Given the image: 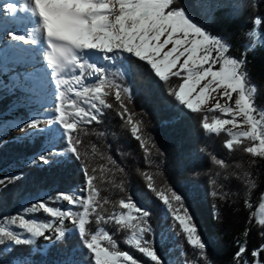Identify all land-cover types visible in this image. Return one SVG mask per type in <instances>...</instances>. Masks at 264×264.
I'll use <instances>...</instances> for the list:
<instances>
[{"label": "trees", "instance_id": "16d2710c", "mask_svg": "<svg viewBox=\"0 0 264 264\" xmlns=\"http://www.w3.org/2000/svg\"><path fill=\"white\" fill-rule=\"evenodd\" d=\"M174 3L203 23L211 34L223 37L230 45L229 55L237 59L246 57L250 82L257 88L255 103L264 110V0H174ZM202 4L209 5L210 11L205 13ZM256 27L263 43L248 49L253 45ZM90 60L100 64L95 55ZM103 66L110 81L130 90L132 99L126 100V105L133 119L141 122L140 134L146 147L140 146L131 135L130 126L121 119L115 90L107 97L112 107L104 109L102 123L85 126L76 134L82 141L78 145L79 160L64 152L50 156L62 160L59 163L32 165V159L49 149L66 147L62 136L49 143L48 132L37 133L31 140L2 142L0 172L11 167L17 179L0 189V227H7L8 221L17 217L25 201L46 193L55 197L58 192L73 191L83 185L82 169L86 167L95 177L100 194L97 211L101 215H116L123 211L119 208L120 201L129 199L149 211L155 236L150 233L148 239L154 241L162 264H235L238 240L246 246L249 264H258L264 259V250L257 257L252 252L264 246L261 235L264 228L258 224L264 197V158L244 151L251 146L248 140L229 150L225 146L229 139L225 131L219 136L204 132L203 113L193 114L179 106L169 94L168 85L160 82L149 66L135 58ZM4 71H0V114L23 98L31 102L20 87L5 85ZM171 83L175 85L176 78H171ZM208 115L211 118L213 114ZM216 115H220L218 111ZM149 175L158 190L167 194L171 188L182 196L206 245L204 254H198L199 250L187 243L186 236L173 228L171 218H166V206L147 188ZM105 200L108 202L104 203ZM47 203L54 208L61 206L55 199ZM40 217L43 219V214ZM95 219L93 215L86 226L90 231L104 228L113 234L122 250L131 252L143 264H153L124 243L127 231L111 222L96 224ZM64 231L63 240L54 239L42 250L31 244L9 248L7 242L0 241V264H90L78 232L74 227Z\"/></svg>", "mask_w": 264, "mask_h": 264}, {"label": "snow or ice", "instance_id": "6c2138e0", "mask_svg": "<svg viewBox=\"0 0 264 264\" xmlns=\"http://www.w3.org/2000/svg\"><path fill=\"white\" fill-rule=\"evenodd\" d=\"M29 3L27 11L35 18V24H29L23 15L17 17L19 9L11 2L6 5L5 15L17 19L18 26L27 25L28 32L26 36L9 31L8 38L24 45L43 46L42 55L55 78L57 94L53 107L56 115L47 121V140L51 143L62 136L66 147L55 152L49 149L41 155L38 160L43 165L59 163L62 160L50 159V156L63 155L64 152L71 153L77 160L81 158L78 145L82 141L76 134L85 126L102 123L104 109L112 107L107 97L113 90L121 119L130 126L131 135L140 142V146L146 147L140 134L141 122L133 119L126 105V100L132 99L130 90L110 81L103 66L126 63L133 58L149 66L154 76L168 85L169 94L179 106L193 114L203 113L204 132L219 136L226 131L229 139L225 146L229 150L248 140L251 146L244 151L253 157L264 158V110L255 103L257 88L250 82L246 57L237 59L229 55L230 45L226 40L211 34L203 23L195 20L183 7L176 6L174 0H29ZM201 7L205 13L210 11L207 4ZM90 55L97 56L100 64L90 60ZM171 78H176L175 85L171 83ZM217 111L220 115H216ZM209 113L213 114L211 118ZM39 123V120L32 119L25 126L36 130L32 134L36 135L44 131L39 128ZM53 124L58 127L53 128ZM229 125L231 128L225 129ZM241 126H245L244 130H232ZM218 162L223 164V161ZM30 163L36 165L37 159ZM82 171L85 178L83 185L48 197L49 200L65 201L81 211L57 209L42 199L31 210L42 209L53 219L39 223L21 216L19 227L30 238H21L15 232L0 227V241L6 239L14 245H30L33 242L31 238L44 237L50 229L57 233L55 240L61 241L65 238V231L55 227V223L58 221L62 225L70 220L83 248L87 250L86 259L90 264H143L131 252L122 250L113 234L104 228L97 232L86 227L95 215L96 224L114 223L120 230L129 233L124 240L126 245L153 264H162L153 246L154 241L148 239L150 233L155 236L149 211L129 199L119 203L121 210H128L126 213L121 211L118 216L107 217L101 215L97 211L100 194L94 184L95 177L86 167ZM16 179L5 177L0 184L6 186L8 181ZM146 179L147 188L166 206L173 228H178V234L186 236L187 243L198 249V254H204L206 245L182 196L171 188L167 194L158 190L151 175ZM12 222L15 223V220ZM258 224L264 228V218ZM237 244L239 250L234 257L235 264H249L245 258L246 246L239 240ZM261 250L264 246L254 250L252 256H259ZM258 264H264V259Z\"/></svg>", "mask_w": 264, "mask_h": 264}, {"label": "rangeland", "instance_id": "374dc122", "mask_svg": "<svg viewBox=\"0 0 264 264\" xmlns=\"http://www.w3.org/2000/svg\"><path fill=\"white\" fill-rule=\"evenodd\" d=\"M10 2L17 5L19 9L17 17L21 15L27 17L29 24H35L36 22L35 18L27 11L30 7L29 0H0V66L3 67L5 70L4 72H7V74H4L3 76L5 85L16 86L19 84L21 88L20 92L22 94L29 95L28 97L31 102H27L23 98L4 113L0 114V144L4 141L12 139L20 141L33 139L37 135H32L36 132V130L25 126L32 119L40 121L39 128L44 129V131L40 134H46L48 129L47 121L52 120L56 115L53 107L54 97L57 94L55 89V78L51 75V69L47 66L46 60L42 55L44 47L39 45L37 47L24 45L22 42L11 41L7 36L9 31L20 32L26 36L28 35L27 25L18 26L17 19H14L10 15H5L6 5ZM252 38L253 45L249 46L248 49H255L262 45L263 41L258 27H256L252 33ZM40 44L43 45V40H41ZM8 52L11 54H7ZM17 77L19 79H16ZM233 98H235V94H233ZM221 102L223 103L224 101ZM19 109L24 110L27 114L20 112ZM57 127L58 125L53 124V128ZM244 127L245 126L232 128V130L234 132L241 131L244 130ZM228 128H231V126H225V129ZM39 157L34 158L37 159V164H41L38 160ZM10 176L17 177L11 167L0 172V180ZM9 182L12 181H8L7 183ZM3 186V184H0V189ZM48 197H50V195L46 193L41 194L37 198L25 201L18 210L17 217L13 219L15 220V223L12 222L13 220H10L8 221V226L4 228L15 232L21 238H30L29 235L19 227V219L23 216L25 219L35 220L39 223L51 221L53 218L44 213L42 209L37 208L35 211L31 210L32 207L42 199L46 200V202H52V200H49ZM57 201L61 205L57 209H73L74 211H77L76 208H73L72 205H68L65 201ZM262 206H264V197L258 213V220L264 218V207ZM123 211L126 213L128 210ZM119 213L116 215L118 216ZM40 214H43V219H41V217L38 218ZM165 216L166 218L170 217L167 212H165ZM55 227L67 230L73 228L74 226L71 224V221L68 220L64 221L62 225L57 221L55 223ZM56 234L57 233L54 229H50L45 232L44 237L31 238L33 240L31 245H33L36 250H42L47 244L51 243L55 239ZM48 236H51L52 239H45V237ZM3 241L7 242L9 248L16 246L6 239Z\"/></svg>", "mask_w": 264, "mask_h": 264}]
</instances>
